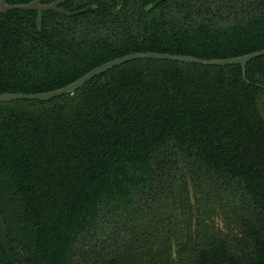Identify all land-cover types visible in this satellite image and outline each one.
I'll list each match as a JSON object with an SVG mask.
<instances>
[{"label":"trees","instance_id":"obj_1","mask_svg":"<svg viewBox=\"0 0 264 264\" xmlns=\"http://www.w3.org/2000/svg\"><path fill=\"white\" fill-rule=\"evenodd\" d=\"M146 1L0 11V93L264 49V0ZM104 75L0 101V264H264V56Z\"/></svg>","mask_w":264,"mask_h":264},{"label":"water","instance_id":"obj_2","mask_svg":"<svg viewBox=\"0 0 264 264\" xmlns=\"http://www.w3.org/2000/svg\"><path fill=\"white\" fill-rule=\"evenodd\" d=\"M63 0H56L50 4H43L41 0H32L28 3L23 4H9L6 0H0V11L7 12L10 10H35L37 11L36 17V26L38 29L42 25V14L44 11L54 10L65 15H73L81 11L68 12L65 9L59 8L57 5ZM163 0H158L154 4H151L147 7V10L153 7L154 5L160 3ZM122 4V0H118V7ZM264 56V49L256 50L250 53L243 55L230 57V58H200L188 54H170L165 52H156V51H147V52H135L123 55L121 57L115 58L108 62H105L82 76H80L75 81L46 92L38 93H0V101H11V100H50L52 98L64 95L72 94L74 91L82 87L86 82L92 79L95 76H101L102 83H105L104 73L112 69L115 66L121 65L128 61L136 59H157V60H170V61H179L185 63L201 64V65H211V66H225V65H240L242 67L243 77L245 78V67L249 61L256 57ZM246 80V78H245Z\"/></svg>","mask_w":264,"mask_h":264},{"label":"flooded vegetation","instance_id":"obj_3","mask_svg":"<svg viewBox=\"0 0 264 264\" xmlns=\"http://www.w3.org/2000/svg\"><path fill=\"white\" fill-rule=\"evenodd\" d=\"M55 1L56 0H41V2L43 4H50V3L55 2ZM90 1H94V0H63L57 6L59 8L67 10L68 12L81 11V12L76 13V14H80V13H83V12H86V11L92 9V4H91ZM156 1H158V0H148V1H146L144 8L147 10V7L150 6L151 4H154ZM123 2H124V0H122L121 6L123 5ZM158 4L154 5L153 7H151L148 10H151L152 8L156 7ZM116 7L120 8V7H118V0H116ZM49 11H53V12H56L58 14H61V15H64V16H69V17L73 16V15H76V14L65 15V14L59 13V12L54 11V10H49ZM35 12L37 14V11H35Z\"/></svg>","mask_w":264,"mask_h":264}]
</instances>
